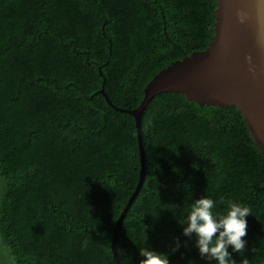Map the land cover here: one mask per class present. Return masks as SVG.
<instances>
[{"label": "trees", "instance_id": "trees-1", "mask_svg": "<svg viewBox=\"0 0 264 264\" xmlns=\"http://www.w3.org/2000/svg\"><path fill=\"white\" fill-rule=\"evenodd\" d=\"M215 8L216 0H0V264H116L113 228L141 168L125 110L157 72L206 49ZM140 129L145 175L117 228L118 263L138 264L146 234L170 264H207L177 224L181 207L206 195L217 210L229 200L251 209L243 255L264 264V154L240 110L162 92ZM174 238L181 246L172 252Z\"/></svg>", "mask_w": 264, "mask_h": 264}, {"label": "water", "instance_id": "water-1", "mask_svg": "<svg viewBox=\"0 0 264 264\" xmlns=\"http://www.w3.org/2000/svg\"><path fill=\"white\" fill-rule=\"evenodd\" d=\"M214 34L206 49L172 62L144 87L134 116L140 154V178L113 228L111 249L116 257L117 228L138 193L145 175L140 116L153 96L180 92L198 104L234 105L264 154V0H216ZM106 101L116 107L101 90ZM118 108V107H116Z\"/></svg>", "mask_w": 264, "mask_h": 264}, {"label": "clouds", "instance_id": "clouds-1", "mask_svg": "<svg viewBox=\"0 0 264 264\" xmlns=\"http://www.w3.org/2000/svg\"><path fill=\"white\" fill-rule=\"evenodd\" d=\"M168 209L174 211V206ZM249 214L252 212L248 206L233 200L227 201L222 210H217V202L202 195L181 207L177 224L184 237L194 238V246L207 264H237L232 253L241 257L239 264H248L243 253L248 243L244 238ZM180 246L179 239L174 238L171 251H178ZM138 255L141 257L138 264H170L168 252L156 251L146 244V234Z\"/></svg>", "mask_w": 264, "mask_h": 264}]
</instances>
